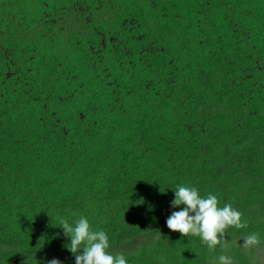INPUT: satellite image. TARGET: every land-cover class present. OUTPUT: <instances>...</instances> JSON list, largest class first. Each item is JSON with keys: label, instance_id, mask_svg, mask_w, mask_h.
<instances>
[{"label": "rangeland", "instance_id": "1", "mask_svg": "<svg viewBox=\"0 0 264 264\" xmlns=\"http://www.w3.org/2000/svg\"><path fill=\"white\" fill-rule=\"evenodd\" d=\"M146 1L133 3L137 10L143 7V22L151 30L168 28L163 7L170 9L166 12L173 17L168 29L171 34L164 42L173 48L172 54L168 56L165 51L162 70L137 62L127 66L124 60L112 69L113 63L104 55L110 49L101 48L92 55L100 58L97 73L104 78L103 83H94L97 89L92 94L90 90L76 94L72 102L62 105L67 119H59L57 126L59 132L63 126L67 129L65 137L60 139L59 151L42 153L53 152L66 161L63 167L72 177L59 198L71 199L57 205L52 202L45 214L30 204L32 200L40 203L41 196L26 199L25 209L44 222L42 227H28L27 222L33 219L25 217L20 207L23 199L19 198L24 182L13 188L0 169V200L4 201L0 203V264H47L52 259L75 264L74 254L66 247L71 238L65 235L60 221L64 218L74 223L80 216L88 219L90 230L105 231L110 254H123L128 264H217L222 251L234 264H264V121L246 119L232 98L221 102L213 94V89H217L214 83L199 77L195 51L210 46H204L205 36L189 30L185 24L191 19L189 13L176 6L186 8L189 0H157L155 5ZM250 1L256 5L259 2L213 0L223 6L242 5L245 13ZM134 13L129 11V16ZM233 18L239 20L234 14L228 25L233 24ZM211 21L221 23L214 18ZM252 21L254 24L253 18ZM16 29L7 16L0 17L2 36H13ZM187 44L193 45L194 50L183 47ZM46 48L49 51L50 47ZM157 48L160 54L164 52L160 44ZM79 49L74 46L73 50ZM247 49L257 52L254 44ZM58 56L66 59L64 51H59ZM46 62L49 63L48 58ZM171 78L176 89L165 81ZM125 80L131 86H125ZM154 82V104L148 95L140 98L129 92L130 87L139 88L141 84L151 94ZM190 86L196 95L181 91ZM159 105L160 111H156ZM188 125L193 128L188 129ZM13 127L14 137L6 134L1 141L11 140L17 146L27 142L24 145L35 147L44 140V129L32 118L24 119L23 127ZM198 141L201 146H197ZM246 151L252 159L242 156ZM42 154L34 152L24 161H40ZM28 181L38 191L43 177L34 174ZM178 185L194 186L202 197L215 195L218 207L231 204L243 214L242 222L247 221L248 226L229 227L223 237L227 239V249L217 246L215 251H210L198 236L184 237L170 230L167 218L186 207L172 206ZM21 232L28 233L30 239L36 237L30 246L18 248L5 242L16 239L15 235ZM251 233L259 234L261 243L245 249L243 238Z\"/></svg>", "mask_w": 264, "mask_h": 264}, {"label": "trees", "instance_id": "2", "mask_svg": "<svg viewBox=\"0 0 264 264\" xmlns=\"http://www.w3.org/2000/svg\"><path fill=\"white\" fill-rule=\"evenodd\" d=\"M148 1L154 5L159 3ZM253 2L248 3L247 13L242 5L223 6L213 0H208L207 4L189 0L186 8L176 6L189 13L191 19L185 22L189 30L205 36L204 46H210L195 51L199 77L214 83L217 89H213V94L221 102L232 98L240 109L239 114L246 119L264 121V0H259L257 5ZM135 5L133 0H45L44 3L0 0V17L7 16L13 22V29L18 30L13 36L0 34V169L13 188L24 182L19 198L23 199L20 206L23 214L33 219L27 222L28 227H42L44 222L25 209L26 199L41 196L40 203L32 200L30 204L42 214L52 208V202L57 205L71 199L59 198L68 188L66 181L72 177L63 167L66 161L53 152L42 153L59 151L60 139L65 137L67 129L63 126L59 132L57 126L59 119H67L62 105L72 102L76 94L88 90L92 94L93 89H97L95 85L103 83L104 78L97 73L100 58L94 59L92 55L101 48L110 49V53L103 54L113 63L112 69H116L119 60H124L125 65L137 62L153 70H162L165 51L168 56L173 52V48L164 42L171 34L168 29L173 17L166 12L170 9L163 7V19L167 20L168 28L151 30L143 22V7L137 10ZM129 11H134V15L129 16ZM234 14L239 20L233 18V24L228 25ZM212 18L221 23L212 22ZM219 26L220 31H215ZM156 44L164 48L163 53H159ZM251 44L256 46L257 52L247 49ZM74 46L80 49L74 51ZM46 47H50L49 51ZM183 47L194 50L191 44ZM59 51H64L66 59L58 56ZM165 81L176 89L173 78ZM123 84L131 86L126 80ZM152 85L151 94L141 84L139 88L133 85L136 90L130 87L129 92H135L140 98L148 95L154 104L157 101L153 93L155 82ZM181 91L196 95L191 86ZM156 111H160V105ZM27 118H32L44 129L41 144L34 147L33 144L24 145L25 142L17 146V142L11 140L1 141L6 134L14 137L11 127H23V120ZM5 125L8 127L4 128ZM203 126L204 121L199 127ZM187 128L193 127L188 125ZM191 141L196 143L194 139ZM197 146H201L199 141ZM34 152L43 155L40 161H24L25 156ZM242 156L246 160L252 159L247 151ZM34 174L43 177L38 191H34L28 181ZM28 236L21 232L15 235L16 239L5 242L18 248L30 246L31 239L36 237L30 239Z\"/></svg>", "mask_w": 264, "mask_h": 264}, {"label": "clouds", "instance_id": "3", "mask_svg": "<svg viewBox=\"0 0 264 264\" xmlns=\"http://www.w3.org/2000/svg\"><path fill=\"white\" fill-rule=\"evenodd\" d=\"M163 192V190L161 189ZM175 199L172 206L186 205L180 211H173L167 218V227L184 237L194 235L201 238L210 251L217 246L222 250L228 247L223 237L229 227L246 228L247 221L242 222V213L231 204L218 207V199L213 194L202 197L194 186L178 185L175 188ZM60 227L65 235L71 238L66 247L74 254L75 264H128L123 254L113 256L108 251L109 237L103 230L92 231L86 217L80 216L74 223L62 218ZM242 247H255L261 243L259 234L251 233L243 238ZM83 253L80 254V250ZM47 264H62L59 259L47 261ZM217 264H234L232 258L222 253L217 257Z\"/></svg>", "mask_w": 264, "mask_h": 264}]
</instances>
